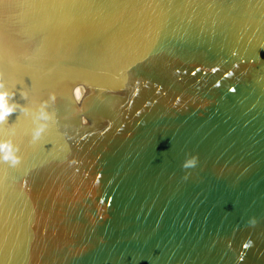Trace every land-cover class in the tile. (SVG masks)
<instances>
[{"label":"water","instance_id":"1","mask_svg":"<svg viewBox=\"0 0 264 264\" xmlns=\"http://www.w3.org/2000/svg\"><path fill=\"white\" fill-rule=\"evenodd\" d=\"M0 38L53 115L0 125V264H264V0H0Z\"/></svg>","mask_w":264,"mask_h":264},{"label":"clouds","instance_id":"2","mask_svg":"<svg viewBox=\"0 0 264 264\" xmlns=\"http://www.w3.org/2000/svg\"><path fill=\"white\" fill-rule=\"evenodd\" d=\"M16 95L15 91H10L6 88L3 74H0V125H5L10 115L19 112L26 116H32V122L35 127L32 129L33 141L38 140L48 127V122L52 120L53 115L48 111L49 102L43 101L39 104L38 110L33 112L27 107H22L18 103L12 102ZM24 99H27L26 94H21ZM77 101L80 100V90L76 93ZM50 99L54 102L55 96L52 95ZM86 123V121H85ZM19 148L14 144L12 139H0V160L8 163L11 167H15L20 163V156L17 154ZM196 158L186 160L183 164L184 168L194 167Z\"/></svg>","mask_w":264,"mask_h":264},{"label":"snow or ice","instance_id":"3","mask_svg":"<svg viewBox=\"0 0 264 264\" xmlns=\"http://www.w3.org/2000/svg\"><path fill=\"white\" fill-rule=\"evenodd\" d=\"M0 47H2V38H0ZM247 247V245H245Z\"/></svg>","mask_w":264,"mask_h":264}]
</instances>
